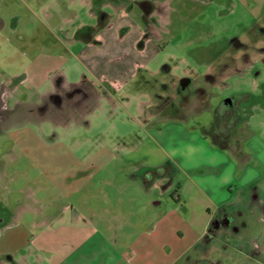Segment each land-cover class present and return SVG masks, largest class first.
Wrapping results in <instances>:
<instances>
[{"label":"rangeland","instance_id":"1","mask_svg":"<svg viewBox=\"0 0 264 264\" xmlns=\"http://www.w3.org/2000/svg\"><path fill=\"white\" fill-rule=\"evenodd\" d=\"M90 1L0 0V15L8 21L7 27H0V216L8 222L19 221L30 236L49 234L50 227L61 232L71 227L100 230L106 232L112 247L118 239L115 247L130 259L138 234L132 233L129 223L120 227L114 220H106L101 207L105 194L113 199L111 212L123 210V200L130 195L126 191L129 185L124 183L132 176L124 171L150 159L148 138L145 144L133 147L146 128L172 124L166 121L178 118L185 131L209 137L215 105L235 95L243 100L232 149H246L247 143L264 144V0H149L157 14L152 17L154 26L140 28H144L143 39H150L157 51L147 68L137 69L134 80L121 92L123 96H117L121 104L116 106L100 91L92 100L59 108L52 99L39 95L43 89L24 91L26 83H20L14 95L7 97L9 74L18 73L19 78L28 74L38 82L46 70L59 72V67L69 81L79 77L75 53L83 43L69 41L75 25L95 21L88 8ZM140 1L132 0L129 17L143 25ZM102 8L105 13L114 12L111 3ZM17 13L21 14L19 23L10 27L12 14ZM74 13L73 21L65 18ZM157 22L159 27H155ZM61 23L63 27H58ZM226 50L236 51L235 56L240 57L232 60L235 65L231 70H224ZM184 75L192 78L189 90L203 88L195 98L205 103L204 108H196L194 97H190L182 107L163 110L162 96L168 102L179 101L174 88ZM19 78L14 77L8 85L12 87ZM156 95L161 98L151 97ZM127 99L129 105L124 103ZM145 99L150 106L144 113L155 114L152 124L143 122L145 116L139 112V101ZM174 128L173 146L190 140L180 127ZM261 182L264 186V177ZM120 183L127 186L122 189L123 205L115 198ZM61 211L63 218L49 220ZM78 213L80 218H76ZM39 218L47 223L33 225ZM18 224L9 228L16 229ZM259 226L264 243V221L257 222L254 229ZM178 236L172 227L168 240L177 242Z\"/></svg>","mask_w":264,"mask_h":264},{"label":"crops","instance_id":"2","mask_svg":"<svg viewBox=\"0 0 264 264\" xmlns=\"http://www.w3.org/2000/svg\"><path fill=\"white\" fill-rule=\"evenodd\" d=\"M104 1L106 4L107 0ZM107 3H111L114 8L112 14L106 13L100 18L91 12L95 17L94 22H82L74 26L77 28L69 42L83 43L75 53V62L81 71L78 78L69 81L67 74L59 67L56 68L59 72L55 68L46 70L38 82L30 80L28 74L20 78L18 73L9 74L5 88L7 97L14 95L20 83H26L24 91L43 89L39 95L49 99L60 88L78 93V89L89 85L98 94L101 91V95L112 106L121 104L117 96H123L121 92L134 80L137 69L147 68L152 55L157 51L150 39H143L144 28H140L154 26L152 17L157 14L150 12L149 24L143 21V25H140L129 17L127 4L116 6V3ZM20 15L12 14L10 27H17ZM76 16L77 13H74L65 18L73 21ZM7 23L0 15V27H7ZM58 27H63L62 23ZM83 27H94V31L90 36L77 34ZM155 27H159L158 22ZM120 50L130 52L121 54ZM14 77L19 79L10 87L9 81ZM129 95H135V92ZM124 103L129 105L130 100ZM148 105L150 102L145 99L139 101L138 108L141 116H145L142 121L152 124L155 114L144 113ZM171 119L166 122L172 124L150 125L145 129L144 137H138L134 142L133 147H136L149 139L150 159L124 171L125 175H132L124 183L129 186L118 184V194L115 196L119 205H123L121 194L125 190L122 189L124 186L128 188L126 191L130 195L126 197L127 201L123 200V210L119 208L111 212L113 199L103 195L101 208L105 219L114 220V224L119 226L129 223L133 227L132 233L138 234L139 241L130 250V259L125 258L123 249L118 245L115 247L118 239L113 241L112 247L106 232L100 230H75L71 227L70 231L61 232L50 227L49 234L30 236L26 226H21L19 221H4L0 225V264H193L195 248L208 233L211 221L223 209L234 206L245 208L251 188L256 187L264 192V186L261 185L264 177V144L247 143L246 149L238 146L234 150L232 144L227 146L214 141L203 132H187L176 121L178 118ZM174 127H180L184 134L190 136V140L182 146H173L171 140L176 135ZM62 216L61 211L51 215L49 220L55 222ZM77 217L80 218L79 213ZM257 222H248L241 232L258 236L262 240L261 225L257 230L254 229ZM16 223H19L16 229L9 228ZM46 223V220L39 218L33 225ZM172 227L179 235L177 242L168 240ZM51 228L54 229L52 234ZM206 247L203 255L211 258L213 254L210 251L216 249V246L208 244ZM237 249H240L238 255H243V249ZM222 253L224 258L234 256L230 251Z\"/></svg>","mask_w":264,"mask_h":264},{"label":"flooded vegetation","instance_id":"3","mask_svg":"<svg viewBox=\"0 0 264 264\" xmlns=\"http://www.w3.org/2000/svg\"><path fill=\"white\" fill-rule=\"evenodd\" d=\"M112 1L113 3H116V6H119L120 4H127L130 7L132 5V0ZM104 2V0H91L88 8L101 18L106 14L102 8V6H104L105 4ZM139 5L143 9V20L149 24L148 15L154 10L155 4L150 2L149 0H142L139 2ZM82 29L83 30L78 31L77 34L83 33V35L85 36H90L94 31V27H83ZM261 32L264 33V29H262ZM261 35L264 37V34ZM235 53L236 51H225L226 66H224V70H231L232 68H234L235 64H231V62L234 63L232 60L240 58L238 56H235ZM227 62H229L230 64L227 65ZM216 68L217 66H215L214 69ZM219 69L222 68L219 67ZM189 85L190 83L183 88L181 87L180 82L177 81L174 90L179 96V101L177 103H175L173 100H170V102H168V98L163 99L162 96V101L164 102L161 104H164L162 109H167L169 106L182 107L186 103V101L190 99V97H194V100L196 101V108H204L203 105L205 103L203 104L202 102L198 101L197 98H195L199 95V92L203 91V88L197 86L193 88V90H189ZM77 92L78 93H74L64 88H60V91L52 95L50 99H52L53 103L57 107L64 108L70 106L72 103L92 100L93 96L97 93V91L89 85L78 89ZM73 97H75V99ZM151 97H156L155 99L158 100V97L160 96L156 95ZM242 100L243 97L230 95L227 96L224 100L219 101V103L215 105V119L213 120L209 129V138L227 146L232 144V139L236 135V131L238 129L237 123L241 119L240 104ZM1 109L3 108H0V111ZM217 112L219 114H217ZM248 199L249 201L245 208L239 209L234 206L231 208L223 209L220 214L211 221L208 233L204 236L202 242L195 248L193 264H264L263 241L260 240L258 236H253L252 234L241 232L245 229L248 222H253L254 220H257L258 222L264 221L263 192L256 187H253L248 192ZM4 221V216H0V225ZM208 244L216 246V249L210 251L213 254L211 258L205 257L203 255ZM237 248L243 249V255H238V251L240 249ZM218 251H230L234 253V256L231 258H224L223 253Z\"/></svg>","mask_w":264,"mask_h":264},{"label":"water","instance_id":"4","mask_svg":"<svg viewBox=\"0 0 264 264\" xmlns=\"http://www.w3.org/2000/svg\"><path fill=\"white\" fill-rule=\"evenodd\" d=\"M190 81H191V78L190 77H188V76H184V77H182L180 80H179V82H180V84H181V87H185V86H187L189 83H190Z\"/></svg>","mask_w":264,"mask_h":264}]
</instances>
